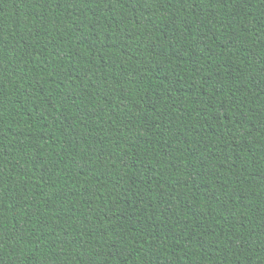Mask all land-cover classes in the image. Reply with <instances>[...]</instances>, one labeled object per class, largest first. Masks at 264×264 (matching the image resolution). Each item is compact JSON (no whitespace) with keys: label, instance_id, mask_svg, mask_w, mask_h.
Returning a JSON list of instances; mask_svg holds the SVG:
<instances>
[{"label":"trees","instance_id":"trees-1","mask_svg":"<svg viewBox=\"0 0 264 264\" xmlns=\"http://www.w3.org/2000/svg\"><path fill=\"white\" fill-rule=\"evenodd\" d=\"M0 264H264V0H0Z\"/></svg>","mask_w":264,"mask_h":264}]
</instances>
